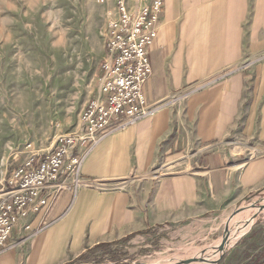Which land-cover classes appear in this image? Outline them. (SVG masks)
<instances>
[{
	"label": "crops",
	"instance_id": "obj_1",
	"mask_svg": "<svg viewBox=\"0 0 264 264\" xmlns=\"http://www.w3.org/2000/svg\"><path fill=\"white\" fill-rule=\"evenodd\" d=\"M115 2L93 0L96 16L108 18L106 30ZM88 11L85 0H0V99L83 95L95 78L85 59L89 46L79 43L92 20ZM148 50L153 72L144 93L156 113L95 145L82 162L80 185L32 214L31 229L20 224L0 264H69L91 260L95 251H112L124 264L199 235L264 189V0H165ZM100 55L103 61L106 39ZM101 74L95 71L97 88L85 106L101 96ZM13 106L0 131L9 121L18 130ZM30 145L20 163L35 152ZM1 147L7 166L0 183L20 164L16 139ZM234 256L230 249L220 264ZM229 263L264 264V246Z\"/></svg>",
	"mask_w": 264,
	"mask_h": 264
},
{
	"label": "built area",
	"instance_id": "obj_2",
	"mask_svg": "<svg viewBox=\"0 0 264 264\" xmlns=\"http://www.w3.org/2000/svg\"><path fill=\"white\" fill-rule=\"evenodd\" d=\"M115 8L117 15L106 30L101 96L88 101L77 131L58 135L51 150L31 153L0 183V255L12 247V235L20 224L31 229L32 214L80 185L82 162L95 145L158 109L149 105L144 85L153 72L148 47L158 35L165 0H116Z\"/></svg>",
	"mask_w": 264,
	"mask_h": 264
},
{
	"label": "rangeland",
	"instance_id": "obj_3",
	"mask_svg": "<svg viewBox=\"0 0 264 264\" xmlns=\"http://www.w3.org/2000/svg\"><path fill=\"white\" fill-rule=\"evenodd\" d=\"M96 5L93 4V0H85V10H89L88 17L92 20L86 22L83 29L84 38L79 41L81 47L87 49L89 46L90 49L89 54H85V59L90 65V77L92 79L95 77L94 80L91 79L92 85L85 88L83 95H13V100L0 99V128L6 126L2 122L3 113L11 111L12 103L14 104V111L19 106L18 130L15 129V124L13 126L9 121V129L0 131V155L5 154L4 148L1 147L2 143L11 141L12 138L16 139V144L19 146L17 150L19 157L15 161L20 163L27 156L26 151H28L27 145L29 143L32 144V149L35 152L42 154L55 147L58 135L73 131L79 125L78 117L85 106V102L89 97L94 96L89 95V92H91V88H97L95 71H100L102 65L100 53L106 39L108 18L105 16L103 22L96 16ZM94 28L95 31L93 32ZM68 38V45H70L73 35L69 34ZM47 39L45 37L46 41ZM59 51L56 50L51 54L56 62L62 58ZM35 61L38 62L37 57H35ZM55 65L58 64L53 63V69ZM8 119L11 120L12 116H8ZM235 150L244 152L246 149L238 146ZM1 159L2 157L0 161ZM1 162L0 170H5L7 164L2 165ZM251 218L254 219L252 225L244 228V224ZM228 224V244L219 254L218 249H220ZM233 237L235 238L232 239ZM243 239L244 241H242ZM238 243H242V247L237 248ZM263 246L264 189L228 210L225 214L220 215L207 230L202 231L199 235L159 245L145 255H138L131 261H125L124 264H185V260L198 257L201 251H205L204 256L191 264H220L225 254L231 249L232 254L235 255L234 258L221 263L230 264V260L237 263L243 256L246 257V254L250 253L251 250L261 249L262 251ZM120 250H124L123 245H121ZM116 253L119 254L120 251L117 249ZM87 256L91 260L83 258L78 262L69 264H118L112 251H95Z\"/></svg>",
	"mask_w": 264,
	"mask_h": 264
},
{
	"label": "water",
	"instance_id": "obj_4",
	"mask_svg": "<svg viewBox=\"0 0 264 264\" xmlns=\"http://www.w3.org/2000/svg\"><path fill=\"white\" fill-rule=\"evenodd\" d=\"M228 233H229V224H228V228H227V230H226V233H225V235H224L223 241H222V243L220 244V249H224V248L227 246V244H228V239H229ZM204 253H205V251H204V252L201 251L200 254L198 255V257H193V258H191V259L185 260V264H191V263H193V262H196V261L200 260V258H201L202 256H204Z\"/></svg>",
	"mask_w": 264,
	"mask_h": 264
},
{
	"label": "bare ground",
	"instance_id": "obj_5",
	"mask_svg": "<svg viewBox=\"0 0 264 264\" xmlns=\"http://www.w3.org/2000/svg\"><path fill=\"white\" fill-rule=\"evenodd\" d=\"M245 212H247V211H245ZM253 221H254V219H249L248 221H247V223H245L244 224V228H247V227H249V226H251L252 225V223H253ZM237 236V235H236ZM235 237H233L232 239H234ZM219 250V254L221 253V251L223 250V249H218ZM173 264V263H172Z\"/></svg>",
	"mask_w": 264,
	"mask_h": 264
}]
</instances>
